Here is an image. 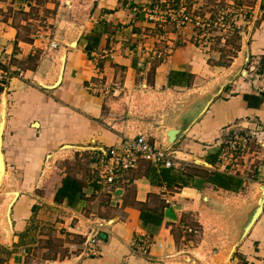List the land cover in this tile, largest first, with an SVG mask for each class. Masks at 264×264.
<instances>
[{"label":"crops","instance_id":"0c3cea01","mask_svg":"<svg viewBox=\"0 0 264 264\" xmlns=\"http://www.w3.org/2000/svg\"><path fill=\"white\" fill-rule=\"evenodd\" d=\"M175 1L93 0L90 19L86 25H79L83 30L75 36L78 38L77 45L73 47L68 44L73 38L65 41L59 58L51 63L46 76L35 79L38 85V81L52 82L60 73L61 63L66 55L60 84L51 89L40 85L43 89L53 90V95H50L52 99L49 100L53 101H50V109L54 116L47 129L49 134L46 133L50 138L47 144L52 145V151L45 155L44 164L46 165L49 154H54L51 163L63 154L60 149L65 145L94 148L89 150L96 154V160L103 150L120 143L124 138L135 137L140 132L147 134L151 142L163 148L167 145V130L170 127L186 128L190 114L198 103L196 99L185 107L175 123L170 100L173 99L175 90H192L197 85V80L203 78L207 79L205 90L214 89L216 85L217 89L228 77L242 68V72L246 71L224 86L207 111L170 149L178 157L180 166L195 164L210 171L218 170L238 175L244 179V188L234 192L205 184L200 189H168L151 181L149 168L152 166L143 162L137 169L126 173L123 192L117 198L101 194L94 195L91 197L93 200H89L88 196L98 190L91 180L88 184L83 182L86 199L76 207H70L66 201L55 202L56 190L63 177L68 175L64 173L59 176L51 200L42 199L43 203L30 204L27 195L20 192L12 209L13 235L7 244L0 243V248L9 250L2 259L3 264H30V252L40 243V238L44 237L37 234L33 226H42V220L45 218L58 219L56 226L65 221L64 226L72 228V232L64 226L61 227L64 229L58 230V236L63 239L71 237L70 233H76L85 239V235L80 231H89L96 220L107 222L99 229L102 242L98 256H81L85 246L84 240L79 246L80 254L77 255V252L66 256L62 264H172V257L186 251L181 247L187 245L182 242V246H179L175 233L182 231L181 239L187 242L186 233L189 231L184 227H189L185 223L188 212L199 217L206 205L216 202L214 206L219 208L218 205L224 198L219 194H229L233 199L245 192L246 198L242 200L239 209L229 206L227 215L232 219V214L241 215L259 197L260 185L264 184V150L253 145V149H257V155L251 154L241 160L238 168L233 170H225L221 166L220 155L224 142L242 122L249 127L256 126L264 136V88L258 78V74L264 70V0H256L247 21L239 20V37L237 47L233 49L235 53L232 55H225V49H212L209 35H205L202 29L190 23L177 31L169 29L163 41L160 35L164 31L161 28L166 29L168 25L162 21L169 19L165 13L167 7L174 6L173 8L179 9L181 0H177V3ZM36 2L37 0H20L15 4L9 0H0V12L9 8L27 12ZM185 3L186 8L194 12L200 10L206 1L188 0ZM29 21L31 20L22 18L20 24L24 26ZM164 42L170 46L168 54L158 61L152 52L156 47H163ZM44 45L45 43L38 39L21 38L19 28L13 23V17L2 19L0 14V60L7 67L13 62L25 63L28 59L39 56L44 50ZM247 55L249 60L245 63ZM224 56L230 58L226 66L211 64L212 60L219 61L224 59ZM11 65L15 68V64ZM26 71L36 73L28 68ZM172 72L185 73L182 83L171 84ZM28 85L29 81L12 77L6 86H0V89L6 91V97L9 90L17 88L13 93L19 97L16 104L20 103L21 106H18L23 109L22 132L38 130L45 123L39 115L46 111V95ZM93 86L105 87L108 92L112 90V94L100 93ZM139 102L145 106L150 105L151 110L155 111L154 128L150 133L143 131L140 118L133 112L134 105ZM164 102L169 104L164 105ZM104 103L109 110H104ZM10 105L11 101L7 98L2 147L6 170L8 163L5 138L11 113ZM162 108H167V112L164 113ZM196 158L206 161L210 166L196 164ZM6 174L7 172L4 173ZM102 195L107 197V201L104 202V197H100ZM96 203H102L103 208L100 205L96 207ZM39 207L41 208L36 214L34 209ZM144 208H155L163 213V222L152 236L141 220V211ZM223 212L219 210L217 214L222 215ZM235 235L232 219L222 247L216 254L218 256L220 253H226L225 258L219 259L218 256L216 262L207 264H225L232 258L243 259L251 264H264V208L228 261ZM30 237L34 239V243L28 240ZM140 240L149 242L147 255L141 254L135 246ZM193 261L197 262V259Z\"/></svg>","mask_w":264,"mask_h":264},{"label":"rangeland","instance_id":"374dc122","mask_svg":"<svg viewBox=\"0 0 264 264\" xmlns=\"http://www.w3.org/2000/svg\"><path fill=\"white\" fill-rule=\"evenodd\" d=\"M187 1L181 0V4L185 5V2ZM204 1H206V4L203 5L200 10H195L193 12L187 9L192 19V21L188 23L194 24L199 29H202L205 35H209L210 40H212V49H225V51H227V54L225 55L234 54L235 52L233 49L237 47V41L239 37L237 32L239 29L238 24L239 20H242L240 19V12H237L236 9L243 8L245 11H247L249 18L252 9L256 5V0ZM92 3L93 0H37L36 5L31 7L27 12L21 10L13 11L11 8H9L7 11L0 12L2 19H7L10 16L13 17V23L17 28H19L21 38L38 39L41 40L42 43H45L44 50L40 52L39 56L32 59L30 58L25 63H11L15 64V68H12L11 64L8 67L11 72L13 71L11 77L9 76L10 79L13 77L19 78L20 81H29L30 85L28 86L35 87L40 92L42 91L43 94L46 95L45 97L47 100L46 111L43 113L41 112V116L39 115L41 121L45 122L44 124L46 126L44 127L43 124L38 130L22 132L24 129V121H22V115H24L22 112L23 109L22 107L18 106H21L20 103L16 104V99H19V97L17 95L16 97L15 93H13L17 88H14V90H9L7 94V98L9 101H11V113L9 114L5 138V151L8 163L6 170L7 174H3V179L1 178L0 180V243L7 244L11 237L10 230H7L6 228L4 217L5 209L10 198L12 200L10 194L12 191H19L24 195H27L30 204L43 203V200L45 201L52 199V193L55 191V186L59 180V176L63 175L64 173L80 179L85 184H88L95 177L94 163L96 154L90 152L91 150H62L63 154H61L53 163H50L49 167L46 168L44 166L45 155L52 151V145H48L50 138L47 136V134H49L47 129L49 128L50 121H52L51 119L54 116L50 109V101H53L49 100V98L52 99L50 95H53V90L41 88L35 80L36 78L42 79L46 76L51 63L55 62V60L59 58L61 49L64 46V42L75 37L81 32L77 25H86L88 23L90 19ZM175 3H177V0ZM173 7L174 6L167 7L166 10H176ZM176 11L174 12L178 14ZM222 12L225 14V16L227 15L228 20H231L232 18L236 19L237 24L234 31H232L231 28H227V24L225 27H215L214 23L217 22V18ZM22 18H25L26 20L30 19L31 21L23 26L20 24ZM166 20L163 19L162 21L164 24L167 23L168 25L166 29L161 28L164 31L161 34L164 36V38H162L160 35L163 41L165 40L169 29L172 31H177L182 28H177L176 22H174L172 18H169L167 21ZM203 22H210L211 26L203 27ZM222 37L225 39V41H222ZM43 38H46V40H43ZM164 43L165 45H163V47L154 48L157 52H162L163 58H165L168 54V51L166 50H169L170 47L167 42ZM42 59H46V61H43ZM156 60L159 61L160 59L156 58ZM229 60L230 58L224 56V59L219 61L212 60L211 64L219 63L226 66L229 64ZM27 68L35 70L36 73H31L29 71L27 73ZM18 69H20V71L23 73L22 76L20 75ZM206 81L207 79L205 78L197 80V85H195L194 89L189 91L184 90L177 92L175 90V93H173V99L169 98L172 101L171 109H174L173 119L175 123L178 121L177 116L182 113L185 107L194 103L196 99L198 101L204 99L216 89L217 85L214 89L205 90L207 87L205 86L207 85ZM3 92L4 89H0V104ZM108 94H112V90H109ZM163 104L167 105L169 102H164ZM103 106L104 110L110 109L105 103ZM134 106L133 112H135L137 117L140 118L139 120L141 121L143 131L150 133L152 131L151 129L154 128L155 111L151 110L150 105L145 106L142 102H139ZM166 109L167 108L163 109L164 113L167 112ZM44 117H46V119ZM143 162L146 161H142L141 163ZM181 166L183 167V165ZM91 183L93 182L91 181ZM212 193L216 194L214 191H212ZM94 195L101 194H96L93 192V194L88 196L89 200H93L91 197ZM103 195L100 197L105 196ZM219 195L224 196L223 200L221 199L223 202L218 205L219 208H215L214 204L216 202L212 201L214 203L211 202V205H206L199 217H197L192 212H188L189 214L185 217V223L193 229V232L186 233L187 242H185L181 239L183 232L176 231L175 234L177 235L179 246H182V242H184L187 246L181 247L184 250L186 249L184 253L176 255L172 257V259L170 258V262L172 264H207L216 262L218 256L220 257L219 259H223V257L225 258L226 253L223 255L220 253L218 256L216 254L217 251L221 249L223 239L225 240L230 223H232V219L227 215V212L230 210V207L235 208L236 206L239 209L242 200L246 198V194L244 192L241 196L233 197V199H231L229 194L226 196L224 194ZM227 199H231V201ZM103 200L104 202L107 201V197H104ZM98 205H100V207L102 206L103 208L102 203H96V207ZM40 208L41 207L34 209L36 214L39 212ZM219 210L224 211V214H217L219 213ZM95 213L98 212L95 211ZM42 221L44 222L42 226H33V230H35L37 234L43 235L44 237L40 238V243L34 247V250L30 252L28 256V261L30 264H54V261L56 264H62V260L66 256L77 254V252V255L80 254L79 246L84 241L83 236L82 238L77 236L76 233H70L71 237L67 236L65 239L60 238L58 236V230L64 229L61 227L64 226L65 221L63 223L61 220L62 223L60 226H56L58 219L54 220L52 218H45V220ZM39 228L40 231H38ZM35 236L37 237V235ZM28 240L34 243V239L32 237H30ZM203 240L206 241L203 242ZM8 251L9 250L6 248H0V264H3L2 259L9 253ZM186 258H189L190 260L187 261ZM194 259H197L196 263H194Z\"/></svg>","mask_w":264,"mask_h":264},{"label":"built area","instance_id":"2783aa9c","mask_svg":"<svg viewBox=\"0 0 264 264\" xmlns=\"http://www.w3.org/2000/svg\"><path fill=\"white\" fill-rule=\"evenodd\" d=\"M9 1L15 4L20 2V0ZM176 10L174 11H176L178 14H176L172 9H168L165 13L167 18H172V20L176 22L177 28H181L188 22L192 21L190 14L184 4L180 3L179 9ZM236 10L237 12H240V19H248L247 11H245L243 8ZM214 24L215 27H225L227 24V28H231V30L234 31L237 23L235 18L228 20L227 15L225 16V14L222 12L217 18V22ZM202 25L203 27L211 26V23L203 22ZM161 37L164 38L162 35ZM222 41H225L223 37ZM152 53L154 58L163 59L162 52H157L154 49ZM18 70L22 76L23 73L20 71V69ZM245 71H243L241 75ZM12 74L13 71L11 72L9 67H7L5 63L0 60V86H6ZM258 78L264 88V70L258 74ZM93 88L97 89L100 93L108 92V89H105V87L93 86ZM246 129H248V131ZM261 133V130H259L256 126L249 127V125H245V122L239 124L238 128L234 130L231 137L223 144L220 155L221 166H223L225 170H228V168H231L232 170L237 169L241 160H245L251 154L257 155V149H253V145L257 146L260 150H264V136H262ZM142 161L148 162L153 168L156 169H160L162 167H181L179 165L180 161L173 150L166 149L165 147H158L155 143L151 142L147 134L140 132L135 137L124 138L120 143L110 147L107 150H103V152L95 160V177L93 180L99 186L95 193L105 194L111 198H117V196L123 192L122 190L126 173L137 169ZM246 163L247 162H245V164ZM231 169L230 171H232ZM106 223L107 222L103 220H96L92 224V227H90L89 231L86 232L80 231V228L77 227V229L83 235H85V246L81 256L96 257L99 255V247L102 242V240L99 238V229L101 225ZM64 227L69 232H72L71 227ZM184 228L186 231L193 232L192 228L186 226ZM135 246L141 254L147 255L149 253V242L147 240L146 242L140 240L139 243H135ZM194 263L196 262L194 261ZM227 264L251 263L243 259L236 260L232 258Z\"/></svg>","mask_w":264,"mask_h":264},{"label":"trees","instance_id":"16d2710c","mask_svg":"<svg viewBox=\"0 0 264 264\" xmlns=\"http://www.w3.org/2000/svg\"><path fill=\"white\" fill-rule=\"evenodd\" d=\"M184 76L185 73L172 72L171 84L182 83V77ZM149 177L154 184L163 185L172 190H178L184 187L200 189L205 184H211L217 188L234 192H239L244 188V179L238 175H230L218 170L210 171L195 164H190L187 167H162L160 169L150 167ZM93 184L99 188L95 181ZM84 186L83 181L80 179L69 174L66 175L56 190L55 201L58 203L66 201L70 207H76L86 199ZM141 220L152 236L157 232L163 222V213L155 208H144L141 211Z\"/></svg>","mask_w":264,"mask_h":264},{"label":"water","instance_id":"95a60500","mask_svg":"<svg viewBox=\"0 0 264 264\" xmlns=\"http://www.w3.org/2000/svg\"><path fill=\"white\" fill-rule=\"evenodd\" d=\"M79 26V25H78ZM80 31L83 30L82 26L78 27ZM78 38L73 37L72 40L68 42L70 46L75 47L77 45ZM63 63H61V71L60 73L57 74L56 78L52 82H42L38 81L40 85L44 88H54L57 85L60 84L63 76V71H64V66H65V61H66V55H64L63 58ZM249 60V55L246 56L245 58V63L248 62ZM242 73V68L239 69V71L235 72L233 75L228 77L216 90H214L210 95L206 96L204 99H201L198 101L196 104L194 111L190 114L189 117V123L187 124L186 128H177V127H170L167 130V136H166V143L167 145L165 146L166 149H170V147L177 142L179 137L183 135L188 128L198 119L200 118L209 108L215 97L221 94L223 91L224 86L233 81L235 77L239 76V74ZM6 88V87H5ZM5 94V96H3ZM1 104H0V180L1 178L3 179V174L6 172V164H5V157H4V152H3V135H4V129H5V124H6V114H7V97H6V91L2 93L1 96ZM89 150V149H94L90 147H82V146H73V145H65L63 146L60 151H68V150ZM54 158V154H49L47 156L46 160V165L45 167H48V164L51 163V161ZM196 164H202L205 166H210L209 163L206 161L201 160L200 158H196L195 160ZM1 185V184H0ZM260 190L261 193L259 197L257 198L256 201H254L241 215H231L234 225H235V238H234V244L232 245V248L230 250L229 258L228 261L231 259L232 255L234 254L236 247L238 244L244 239L253 225L256 223L258 218L260 217L261 213L263 212L264 208V184L260 185ZM11 197L14 196L12 201H9L7 204V207L5 209V223H6V228L7 230H10L11 236L13 235L14 232V227H13V220H12V209L14 204L16 203L20 192L15 191L11 192ZM228 263V262H227ZM225 263V264H227Z\"/></svg>","mask_w":264,"mask_h":264},{"label":"bare ground","instance_id":"6f19581e","mask_svg":"<svg viewBox=\"0 0 264 264\" xmlns=\"http://www.w3.org/2000/svg\"><path fill=\"white\" fill-rule=\"evenodd\" d=\"M13 198H14V196L12 197V199H13ZM10 200H11V198H10ZM10 200H9V201H10ZM11 201H12V200H11Z\"/></svg>","mask_w":264,"mask_h":264}]
</instances>
